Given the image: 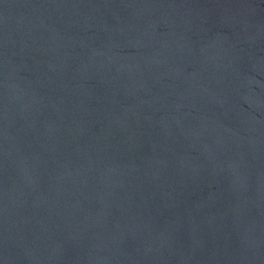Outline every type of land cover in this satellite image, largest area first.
Here are the masks:
<instances>
[{"label": "water", "instance_id": "obj_1", "mask_svg": "<svg viewBox=\"0 0 264 264\" xmlns=\"http://www.w3.org/2000/svg\"><path fill=\"white\" fill-rule=\"evenodd\" d=\"M0 264H264V0H0Z\"/></svg>", "mask_w": 264, "mask_h": 264}]
</instances>
